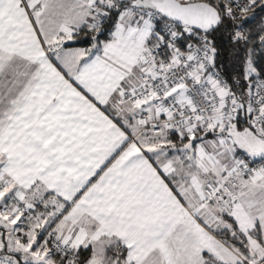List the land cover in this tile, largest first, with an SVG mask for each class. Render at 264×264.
<instances>
[{
    "label": "snow or ice",
    "instance_id": "6c2138e0",
    "mask_svg": "<svg viewBox=\"0 0 264 264\" xmlns=\"http://www.w3.org/2000/svg\"><path fill=\"white\" fill-rule=\"evenodd\" d=\"M0 264H264V0H0Z\"/></svg>",
    "mask_w": 264,
    "mask_h": 264
}]
</instances>
